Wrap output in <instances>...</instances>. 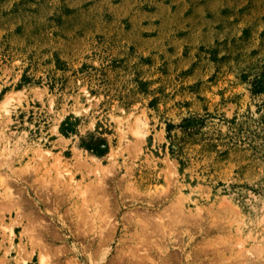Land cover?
I'll use <instances>...</instances> for the list:
<instances>
[{
  "label": "rangeland",
  "instance_id": "rangeland-1",
  "mask_svg": "<svg viewBox=\"0 0 264 264\" xmlns=\"http://www.w3.org/2000/svg\"><path fill=\"white\" fill-rule=\"evenodd\" d=\"M37 235L56 264H264V0H0V264Z\"/></svg>",
  "mask_w": 264,
  "mask_h": 264
},
{
  "label": "bare ground",
  "instance_id": "bare-ground-1",
  "mask_svg": "<svg viewBox=\"0 0 264 264\" xmlns=\"http://www.w3.org/2000/svg\"><path fill=\"white\" fill-rule=\"evenodd\" d=\"M6 111H7V109H6ZM102 193L103 194H105L104 195V198H107V193H106V190H107V187L106 186H103L102 187ZM9 191H10V196H13L14 194L12 193V189L10 188L9 189ZM16 200V199H15ZM19 200V199H18ZM19 202L18 201H16V204H18ZM109 204V205H108ZM104 210H106L107 211V213H110L111 215H112V208H111V205H110V201H108V200H106V209L104 208ZM112 217V216H111ZM188 218H191V213H185V211H183L182 209H180V210H178V211H176L175 212V215L174 216H172L171 218L170 217H165V216H163V218H162V216H159V218H158V220H159V224H161V225H159V224H155V227H157L156 228V230H158V232L160 233H163V234H161V238L163 239H161V245H157V243L155 244L154 243V245L155 246H153L152 244L153 243H149V245L151 246V248H152V250L150 249V248H148V250H146V249H144V254H145V256L143 257V258H140V256H141V254H138L137 252H139V251H137V252H135V254L131 257L132 259H141V262H139L140 264H142V263H144L145 261L146 262H148V263H151V264H159V262H158V260H156L154 257L155 256H153L151 253L153 252V250H155L153 253H158V252H161V254L162 255H165L166 253H168L169 252V247H170V243H171V241H172V233L177 229V228H180L179 227V225H184V227H187L189 224H191V219H188ZM162 219H170V221H168V223H166V220H162ZM163 221H165V223H163ZM32 224H34V223H32ZM42 224H43V222H42ZM108 224H110L111 225V221L110 222H108V223H106V225H108ZM44 226V225H43ZM35 227V226H34ZM37 230V229H36ZM32 231V230H31ZM144 232H145V235L146 234H149L148 233V231H146V230H143ZM34 232V231H33ZM46 232V231H45ZM10 235L11 236H14V229L12 228V229H10ZM109 233H110V231H109ZM109 233H104L105 235L106 234H109ZM37 234V233H36ZM50 234V233H49ZM111 236H115V231H111ZM155 234V232H152L149 236H153ZM158 234V233H157ZM43 235V234H42ZM103 235V234H102ZM144 235V236H145ZM107 236V235H106ZM106 236L104 237V239L106 238ZM110 236V235H109ZM33 237V239H32V241L34 240L35 242H39L40 241V244H41V246H40V248H41V250H39L38 252V256H39V264H56V262H55V258L52 256V252H53V255L54 254H56V253H54V251H50V246H47L46 244L44 245V243H41V240H42V238H41V235H37L36 236V238L34 237V236H32ZM36 240H35V239ZM110 238H112V237H110ZM109 238V239H110ZM142 237H140V239H141ZM43 240H44V238H43ZM111 240V239H110ZM45 241V240H44ZM34 242V243H35ZM105 242H107V241H105ZM141 243H142V245L143 246H145V242H144V239H141ZM147 244H148V242H147ZM146 244V245H147ZM163 244H164V246H163ZM39 245V244H38ZM175 245H178L179 246V243L178 244H175ZM183 241H182V244H180V246H182L183 247ZM36 245H34L33 244V249H34V247H35ZM163 246V247H162ZM185 246V245H184ZM181 247V248H182ZM49 248V249H48ZM152 251V252H150V250ZM183 249V248H182ZM35 250V249H34ZM54 250V249H53ZM56 250V249H55ZM157 250V251H156ZM203 254H205V253H203ZM132 255V253L130 254V256ZM155 255V254H154ZM201 255H202V253H201ZM206 255V254H205ZM32 256V255H31ZM55 256V255H54ZM173 258V257H172ZM190 257H187V259H189ZM28 259V258H27ZM167 260L168 261H171V257L169 256L168 258H167ZM173 260V259H172ZM196 260H201V259H199V257H197L196 258ZM21 261L24 263V264H28V262L25 260V259H22L21 258ZM198 261V262H199ZM138 263V264H139ZM188 263H190V262H188ZM202 264V263H201Z\"/></svg>",
  "mask_w": 264,
  "mask_h": 264
}]
</instances>
